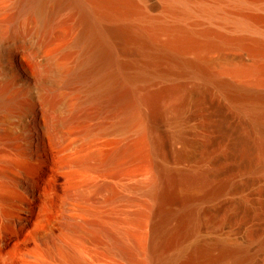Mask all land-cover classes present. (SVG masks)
<instances>
[{"label": "bare ground", "instance_id": "1", "mask_svg": "<svg viewBox=\"0 0 264 264\" xmlns=\"http://www.w3.org/2000/svg\"><path fill=\"white\" fill-rule=\"evenodd\" d=\"M139 1L0 0V247L5 248L10 236H21L22 264H86V160L65 164L66 168L76 165L80 173L75 185L63 189L55 209L48 201L49 192L37 178L39 165L49 160L54 148L68 142L66 137L75 133L74 126L86 119V106H92L101 119L107 120H101L96 135L120 139L98 169L115 165L123 157L143 154L148 158L144 101L150 96L143 95V101L135 89L138 79L146 75L137 58L149 62L150 52H155V56L207 72V52L211 48L247 44L254 53L264 52L263 23L259 27V20L256 23L244 10L253 5V0H218L212 4L161 0L165 17L156 21L144 17ZM227 4L233 6L231 10ZM62 9L75 14L69 17L74 31L56 52L42 54L50 40L54 16ZM190 16L216 21L218 26L229 24L231 32L246 36H231L211 27L194 30L185 23ZM32 17L42 23L32 27L28 23ZM68 56L74 63L69 72L63 73V59ZM214 74H207V78L214 80ZM236 74L251 77L253 71ZM50 76L56 85L48 82ZM224 82L220 86H226ZM64 87L76 89L74 106L67 105L69 94L60 92ZM255 89L242 86L236 90L263 102L264 92ZM54 94L59 98L56 103ZM79 141L86 144V129L80 131ZM74 143L65 144L59 153L71 151ZM159 178L151 166H146L135 183L144 199L140 206L118 221L97 225L103 242L95 248L106 259L102 264H172L171 259L159 258V245L155 246L149 236L150 220L157 218L162 223L167 215L168 196L163 195ZM207 248L196 242L184 244L174 258L181 264L195 262ZM222 248L227 249L223 243ZM229 252L235 255L232 264H241L240 248L233 247Z\"/></svg>", "mask_w": 264, "mask_h": 264}, {"label": "rangeland", "instance_id": "2", "mask_svg": "<svg viewBox=\"0 0 264 264\" xmlns=\"http://www.w3.org/2000/svg\"><path fill=\"white\" fill-rule=\"evenodd\" d=\"M200 1L212 4L218 0ZM255 1L244 10L257 23L264 19V0ZM139 2L147 19L156 21L165 17L161 0ZM227 5L231 10L233 6ZM70 16L75 14L68 9L54 16L50 40L42 48V54L56 52L71 37L74 27ZM259 21L260 27L264 22ZM214 22L218 23L204 21L199 16H190L185 21L197 31L211 27L231 36H246L239 31L231 32L229 24L219 27ZM28 23L33 27L42 22L32 17ZM208 51L207 72L188 68L175 59L155 56V52H150L149 62L137 58L146 75L138 79L135 89L143 101L144 96H150V100L145 97L150 104L148 108L147 100L144 101L149 128L148 158L143 154L123 157L115 165L98 169L120 139L114 135H96L99 125L107 120L101 119L95 108L86 106V119L74 126L75 133L66 137L69 141L54 148L49 160L39 165L37 178L49 192L48 201L55 209L63 189L75 185L80 173L76 165L66 168L65 164L69 160L74 164L86 160V264L106 262L102 251L95 248L103 242L97 225L120 220L144 201L135 183L146 166L159 174L162 193L168 196L164 221L160 223L153 218L149 223V236L155 246L159 245L160 259L181 264L174 258L178 247L196 242L208 248L197 261L188 264H232L235 255L229 249L233 247L241 250V264H264V101L236 90L252 86L264 92V52L254 53L247 44L221 45ZM63 60L66 65L63 73H67L74 58L68 56ZM251 71V77L236 74ZM207 74H214V80L208 79ZM48 79L49 83L57 84L54 77ZM221 81L227 87L220 86ZM61 91L69 94L67 105L74 106L78 97L76 89L64 87ZM53 100L55 103L59 100L57 95L54 94ZM84 129L86 144L79 141V133ZM70 141L75 142L73 149L59 153ZM20 239L21 236H10L5 248L0 247V264H22Z\"/></svg>", "mask_w": 264, "mask_h": 264}]
</instances>
